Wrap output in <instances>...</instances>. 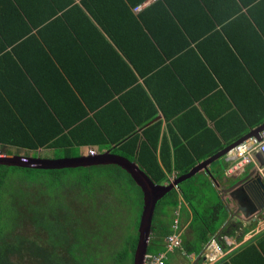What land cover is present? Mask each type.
I'll return each instance as SVG.
<instances>
[{
    "label": "trees",
    "instance_id": "obj_1",
    "mask_svg": "<svg viewBox=\"0 0 264 264\" xmlns=\"http://www.w3.org/2000/svg\"><path fill=\"white\" fill-rule=\"evenodd\" d=\"M143 1L122 3L130 9ZM209 1L156 0L144 11L147 14H138L135 27L127 28L126 34L149 40L141 49L144 58L155 63L150 69L169 60L173 66L175 53L196 56L195 49L200 53L198 44L190 46L199 38L185 36L189 31L183 16L193 6L192 13L211 24L204 13H214ZM214 1L222 4L228 0ZM239 2L243 7L251 6L252 22L264 33V25L258 21L264 16V0ZM90 14L96 18L94 12ZM100 24L113 36L105 23ZM90 33L102 36L74 0H0V153L40 157L37 151L46 148L53 150L54 158L78 157L81 145H97L98 151L110 148L137 162L154 184L161 185L166 176L185 175L195 164L264 121V82L256 76V82L251 79V96L232 98L236 107L227 105L217 113L209 112L203 102L198 109L188 100L186 114L173 119L179 108L172 110L170 102L163 106V99L155 93L164 118L174 122L162 134L157 152L161 120L152 121L158 114L156 106L148 99L146 104L142 91L130 95L140 89L138 84L130 91L113 81H102L106 78L100 73L105 59L100 61L95 56L98 47L92 45L97 41L94 44L83 38ZM178 39L182 45L177 42V48L167 50ZM99 40L103 42V36ZM135 81L133 77L125 84L129 87ZM197 98L195 94L191 99ZM125 101L134 102L129 104L133 109L123 110ZM138 105L146 115L140 113ZM89 111L93 114L88 115ZM185 117H189L191 126L186 128L188 135L179 129L178 120ZM207 119L214 125L208 126ZM104 169L33 170L0 165V264H132L142 194L119 167L109 165ZM70 170H77L79 177L62 175ZM106 185L109 189H104ZM178 190L191 214L188 230L182 235V251L185 256L198 255L224 224L228 210L206 173H196ZM113 203L137 208L128 230L118 235L117 219L121 222L124 213ZM177 206L175 192L157 203L148 255L163 252V240L171 233V212ZM84 208L88 209L85 214ZM181 211L188 219V212L184 208ZM112 242L116 247H111ZM216 264H264V234Z\"/></svg>",
    "mask_w": 264,
    "mask_h": 264
},
{
    "label": "crops",
    "instance_id": "obj_2",
    "mask_svg": "<svg viewBox=\"0 0 264 264\" xmlns=\"http://www.w3.org/2000/svg\"><path fill=\"white\" fill-rule=\"evenodd\" d=\"M122 1L123 0H74V4L80 7L82 12L103 36L102 42V40H99L102 36L98 38L96 33L83 34V38L89 40L90 43L92 42L95 44V41H97L95 45H92L98 47L95 56L98 55L100 61L105 59V66L101 67L100 73H103L107 79L103 77L105 79L102 81L105 83L113 81L117 86L123 85L121 87L122 90L130 91L138 84L141 90L139 88L133 90L130 95L136 96L142 91V99L145 101L148 99L156 106L158 114L152 121L161 120L157 140V152L161 147L162 134L166 133L168 124L174 125V122H172L171 119L168 120L164 118L162 107L159 108L157 106L159 101L157 100L158 97L156 98L154 95L155 93L163 99V106H165L167 102H170L168 106L172 105V110L175 111L179 108V111L173 116V119H177L176 116L186 114L189 106L188 100H192L191 105L198 109L201 107V102H203L209 112L217 113L222 109L224 110L227 105H230L231 108H235V100L232 98L239 99V96L240 98L251 96L253 92L250 89V84L251 79L256 82L255 76L264 82V33L261 31L259 25L252 22V14L249 13L251 6H248L249 4L243 7L239 0H228L226 3L222 4L210 0L208 4L212 7L214 13L209 14L208 12L201 11L207 14L211 24H208L207 20L204 23L203 16L192 13L195 10L192 6L190 13H184L183 16L186 19L185 25L189 31V35L185 36L191 37V34H194V37L199 38L193 41L190 46L194 47L195 43L198 44L200 53H198L196 49L194 51L196 56H191L189 53L186 54L185 52H179L180 54L175 53V59L172 60L173 66L169 65V60L160 65L161 67H152V70L150 68L155 63L149 58H144L141 49L143 43H145V41L149 42V40L146 37L142 39L140 36L126 34L127 31L135 27L134 19L138 17L139 13L147 14L144 13V11H146L150 5L149 2H147L149 0H145L141 4H137L134 8L130 9L128 4H123ZM196 1L198 2L200 0ZM236 8H239V10ZM91 11L95 13L96 18L90 14ZM57 16L60 17V14L57 13ZM258 21L259 24L264 25V16L260 17ZM100 22L105 23L104 25L109 27V31L113 36L103 29ZM248 24L251 28H255V31H258L259 34L256 33L257 36ZM202 26L203 28H200ZM198 32L204 33L202 35H197ZM167 37L168 36H165L164 40H166ZM177 42H179V47L182 45L181 40L178 39L176 42H173L167 50L177 48ZM129 50L133 56L128 52ZM124 63H126V66L123 65ZM133 77H136V81L134 83L132 82L133 85L128 87V84L125 83L129 80L132 81ZM195 94H197L198 98L195 100L191 99ZM119 95L118 93L115 97ZM143 103L145 102L141 104ZM129 104L134 105V102L130 103L125 101L124 104L122 103V109L126 110V107L133 109ZM137 109H141V114H147V111H142L144 110L142 106L138 105ZM135 112L137 113V110ZM43 114L45 113L43 112L42 116ZM92 114L93 111L88 112V115ZM107 114L109 116L112 115L110 112H107ZM178 121L180 123L179 129L188 135L189 132L186 128H191L189 117H185V120ZM207 121L208 126L211 127L214 125V121L210 119H207ZM252 128L253 127L249 130ZM180 130H177L178 134H180ZM166 135L167 142L172 146L170 135ZM97 148V145H81L79 147V156L80 154H88V149H93L96 152L111 151L110 148H102L101 151H98ZM42 150L43 148H40L37 153ZM224 159L225 157H223L221 161H218L219 164L215 162L210 164L208 166L207 175L215 189L219 192L222 203L227 207L228 217L224 224L216 231L215 235L209 238L208 243L210 240H215L224 250V253L230 252L229 254H231L240 250L246 243L264 234V230L257 228L260 225L257 218L254 219L253 215L245 218L235 205L229 201L228 195L221 194L222 191L228 190L233 185V183H229L231 179H228L233 174L228 175L227 169L229 168V164L225 162ZM242 171L247 173L248 167L243 168L239 172ZM201 172L206 173L205 171ZM214 172H217L215 173L216 175ZM172 174L166 176V181L158 186H168L170 184L168 179ZM177 178L178 177H176V179ZM242 187L244 188V186ZM249 189H252V187ZM171 192L176 193L178 206L171 212L173 218L170 226L171 233L169 235L173 234L172 227L176 223L178 231H181V246L180 249L168 253L165 262L168 264H208L205 260V256H210L209 253L211 254L210 251L208 253L205 250L208 243L202 246L198 255H184L182 251V235L188 230L187 226H189L191 222V214L187 209V205L183 202L178 188L173 189ZM250 192L255 201L259 203L257 198L258 193L255 194L253 190ZM241 204H243V202ZM182 208L188 212V219L185 213L181 211ZM257 212H264V207L263 210H258ZM164 252L165 248L161 253ZM155 255L151 254V256Z\"/></svg>",
    "mask_w": 264,
    "mask_h": 264
},
{
    "label": "water",
    "instance_id": "obj_3",
    "mask_svg": "<svg viewBox=\"0 0 264 264\" xmlns=\"http://www.w3.org/2000/svg\"><path fill=\"white\" fill-rule=\"evenodd\" d=\"M262 131H264V121L253 127L234 142L224 146L221 151L203 161L198 162L185 175L180 176L168 186L155 185L135 161H131L128 158L111 151L97 152L94 154H80L78 157L51 159L5 155L0 153V165L33 170H63L107 165L119 167L130 176L135 186L142 194V209L137 228V243L132 258V264H142L144 257L147 254L152 221L158 201L173 191V189L178 188L182 183L190 180L196 173L205 171L207 174L208 166L210 164L223 157L227 151L238 145L243 139L254 136L257 140H261ZM256 158L260 164H264V161L259 154L256 155ZM253 173L254 172L246 173L245 171H242L237 174H233L231 176L233 185L228 190L221 192L222 195H228L229 201L235 205L245 218L254 215L258 210H263L264 207V205L260 206L259 203L255 201L250 192L253 189H249L252 187L251 183L254 184L257 182L259 185V191L264 194V187L262 183L259 181L257 176H252ZM241 185L244 186V188ZM242 202L243 204H241Z\"/></svg>",
    "mask_w": 264,
    "mask_h": 264
},
{
    "label": "built area",
    "instance_id": "obj_4",
    "mask_svg": "<svg viewBox=\"0 0 264 264\" xmlns=\"http://www.w3.org/2000/svg\"><path fill=\"white\" fill-rule=\"evenodd\" d=\"M156 0H152L150 2H153ZM97 153L93 149H88V154H94ZM259 154L263 161H264V131L261 132V140H257L254 136L247 137L240 141V143L234 147H232L226 154L224 161L229 164L228 173L230 174H237L239 171H241L243 168L248 167V173H252V176H257L259 181L262 183L264 187V164L261 165L256 155ZM175 175V174H174ZM172 177V175H171ZM169 178L168 182L171 184L175 181L176 177ZM254 216V219L257 218V220L260 222L258 229L264 230V212L259 213L256 212ZM259 217V218H258ZM173 234L167 236L163 240L165 252L151 256L146 255L144 257L142 264H165L166 261V255L168 253H172L175 250L180 249L181 246V231H178V227L175 223V225L172 227ZM257 229V230H258ZM210 256H205V260L208 264H216L223 258H225L229 253H224L223 249L220 247V245L215 240H210V242L207 244L205 249Z\"/></svg>",
    "mask_w": 264,
    "mask_h": 264
},
{
    "label": "rangeland",
    "instance_id": "obj_5",
    "mask_svg": "<svg viewBox=\"0 0 264 264\" xmlns=\"http://www.w3.org/2000/svg\"><path fill=\"white\" fill-rule=\"evenodd\" d=\"M2 154H5V153H2ZM38 154L42 158H54V156H53V150L52 149H46V148H44V150L38 152ZM57 155H58V153L55 154V156H57ZM18 156H22V155H18ZM56 158H59V157H56ZM217 164H219V162H217ZM107 166H109V165H107ZM107 166H102V167H105V169H106ZM221 167H222V165H221ZM88 168H90V167H88ZM110 168H112V165H110ZM104 170H102V171H104ZM62 175L67 176V177H74V176L79 177L77 170L66 171V172H63ZM43 176L45 177L46 174H44ZM173 177H176V175L172 174V177L171 178H173ZM228 179L230 180L231 177H229ZM175 180H176V178H175ZM229 183H232V180H230ZM107 187L108 186L106 185V187H104V189L107 188ZM107 189H109V188H107ZM198 191H204V190L203 189H198ZM76 195H78L79 198H81V196H82L81 193H78ZM82 197H85V196H82ZM103 197H106L105 193H103ZM113 204L121 210V213L122 214L124 213L121 222L119 221V219H117L118 220V224H119V228H117L116 235H118L120 232L121 233H125L128 230L129 226L131 225V222H130L131 219H130V217L131 216L134 217V215L137 212V208L136 209L135 208H131L130 209V208H126V207H119L115 203H113ZM87 210H88L87 208H84L83 209L84 214L87 213ZM156 214H157V212H156ZM161 220L163 222H165V219H161ZM136 232H137V230H136ZM111 247H113V248L116 247L114 242L111 243Z\"/></svg>",
    "mask_w": 264,
    "mask_h": 264
},
{
    "label": "flooded vegetation",
    "instance_id": "obj_6",
    "mask_svg": "<svg viewBox=\"0 0 264 264\" xmlns=\"http://www.w3.org/2000/svg\"><path fill=\"white\" fill-rule=\"evenodd\" d=\"M251 186H252V189L254 190L255 194L258 193V201L260 203V205H264V194H262L260 191H259V185L257 184V182H255L254 184L251 183Z\"/></svg>",
    "mask_w": 264,
    "mask_h": 264
},
{
    "label": "bare ground",
    "instance_id": "obj_7",
    "mask_svg": "<svg viewBox=\"0 0 264 264\" xmlns=\"http://www.w3.org/2000/svg\"><path fill=\"white\" fill-rule=\"evenodd\" d=\"M228 152V151H227ZM227 154V153H226ZM226 154L223 156V157H225L226 156ZM223 157H221L219 160H217L215 163H217L218 161H221V159L223 158ZM261 165H263V164H261ZM227 173H228V169H227ZM228 175H232L231 173L229 174L228 173Z\"/></svg>",
    "mask_w": 264,
    "mask_h": 264
},
{
    "label": "clouds",
    "instance_id": "obj_8",
    "mask_svg": "<svg viewBox=\"0 0 264 264\" xmlns=\"http://www.w3.org/2000/svg\"><path fill=\"white\" fill-rule=\"evenodd\" d=\"M150 1H152V0H149V1H147V2H149V4H151V3H153V2H155V1H153V2H150ZM257 126V125H256ZM255 127V126H254ZM247 133V132H246Z\"/></svg>",
    "mask_w": 264,
    "mask_h": 264
}]
</instances>
